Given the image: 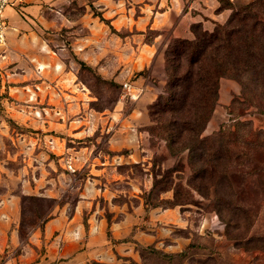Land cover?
<instances>
[{
  "label": "rangeland",
  "instance_id": "rangeland-1",
  "mask_svg": "<svg viewBox=\"0 0 264 264\" xmlns=\"http://www.w3.org/2000/svg\"><path fill=\"white\" fill-rule=\"evenodd\" d=\"M254 1L223 0L221 4L227 7L230 2L239 9ZM217 7V0H68L62 8L63 29L58 41L71 45L68 25L74 22L76 25L79 22L74 27H78L76 35L85 39L88 29L85 22L88 18L96 20L90 43L84 41L75 47L74 52L83 54L75 56L72 52L73 57L69 52L66 54L70 67L74 62L78 68L45 69L42 78L35 72L31 81L44 82L41 90L36 89L37 98L43 97L44 101L34 102L30 107L19 101L14 103L10 107L11 113L16 114L14 120L7 116L11 101L3 91L0 73V176L8 169L7 180L15 183L11 192L16 194L21 187L26 192L21 191L23 216L17 236L22 247L12 251L10 258H16L13 264L27 263L26 254L37 248L29 242L31 232L60 209L71 215L79 196L89 194L87 187L95 190L97 204L108 218L115 208L123 209V217L126 213L138 217L136 211L141 208L145 223L154 222V228H158L159 238L152 244L140 243L134 233L123 238V248L129 245L133 250L131 254H123L121 264H264L262 253L234 246L209 202L196 192H188L187 175L168 176L172 175L177 159L165 142L150 134L155 125L150 117V100L138 107L140 100L132 103L123 94L124 83L135 82L145 89L142 97L156 91L157 99L168 82L167 51L182 39L194 38L193 26H201L197 33L199 30L211 33L216 28L214 22L225 24L231 12H218ZM83 45L86 50L81 52L78 48ZM172 68L187 69L184 56L178 57ZM219 89V103L206 136L222 128L230 133L239 120L252 121V125L240 127V136L247 133L245 128L264 131V114L255 107L233 104L241 96L240 83L224 78ZM29 94L34 97V93ZM15 96L23 99L25 94L20 91ZM73 133H80L84 143L78 144ZM113 133H120L122 140L119 136L110 139ZM252 138L257 140L256 136ZM70 145L77 148L84 145L89 150L77 155L67 151ZM117 147L123 149V157L111 151ZM246 149L239 147V151ZM256 156L264 161V154ZM91 161L96 170L101 161L120 164L121 176L115 170L110 173L109 192L105 196L99 190L106 188L105 183L95 181L100 176H94L93 167H87ZM239 162L246 165L250 160ZM82 163L85 166L79 168ZM245 177L248 185L256 182L260 188L244 195L264 200V174ZM238 178L235 181L245 180ZM155 183L157 187L153 189ZM221 183L225 185V181ZM178 184L182 187L175 198L174 188ZM222 185L219 194L230 197V191ZM105 197H110L115 207ZM6 259L5 256L1 263Z\"/></svg>",
  "mask_w": 264,
  "mask_h": 264
},
{
  "label": "trees",
  "instance_id": "trees-1",
  "mask_svg": "<svg viewBox=\"0 0 264 264\" xmlns=\"http://www.w3.org/2000/svg\"><path fill=\"white\" fill-rule=\"evenodd\" d=\"M217 2L218 12H231L225 24L214 22L216 28L211 33L201 30L197 33L201 26H193L194 38L182 39L167 51L168 82L163 93L149 105L155 123L150 134L165 142L177 159L172 175L168 176L187 175L188 192H196L209 202L234 246L264 255V214L261 213L264 200L244 195L260 188L256 182L248 185L245 176L264 174V161L256 156L264 154L261 152L264 131L245 128L247 133L240 136V127L250 126L252 121L239 120L230 133L222 128L206 136L219 103L220 81L224 78L233 79L242 87L241 96L233 104L255 107L264 114V0H255L239 9L230 2L227 7L222 6L223 0ZM74 30L78 27L70 31ZM44 36L58 44L63 42L58 41L59 34L54 38L52 31H46ZM183 56L187 69H173V63ZM249 136H256L257 140ZM244 146L247 149L239 151ZM241 159L250 160L251 165L240 163ZM238 177L245 180L235 181L240 180ZM221 185L230 191V197L219 194ZM181 187L178 184L174 188L175 198Z\"/></svg>",
  "mask_w": 264,
  "mask_h": 264
},
{
  "label": "crops",
  "instance_id": "crops-1",
  "mask_svg": "<svg viewBox=\"0 0 264 264\" xmlns=\"http://www.w3.org/2000/svg\"><path fill=\"white\" fill-rule=\"evenodd\" d=\"M66 2L68 0H24L20 9L8 8L4 13L10 29L7 34V46L0 47V73L3 75V91L10 96L8 101L11 102L9 104L7 102L9 105L7 108L9 115L7 116L12 120L16 117V114L10 111L12 109L10 107H13L14 103L22 102L23 106L30 107L34 102L44 101L43 97L37 98L36 92V89H42L44 82L37 84L31 81L36 75L35 72L38 71L39 78H42V72L45 69L78 68L76 64L74 67V62H72L74 68L70 67L67 60L69 57H66V54L69 52L71 57H73V53L75 56L83 54L74 52L75 47L84 44V41L90 43L93 37L96 20L88 18L85 22V26L88 28L85 39H79L76 30L70 33L71 45L64 44V42L58 44L55 39L45 38L46 31H52L56 38L59 31L63 29L64 16L61 7ZM48 11H51L52 14H47ZM49 16L51 17L48 18ZM77 24L79 25V22ZM75 25L76 22L71 23L68 28L73 30ZM59 27L60 29H58ZM70 47L72 48L70 49ZM78 49L84 52L86 47L83 45ZM148 88L150 87L148 86ZM20 91L25 94L23 99L15 96V93ZM29 93H34V97ZM156 93L155 91L152 94H145L140 99L138 107H141L142 102L147 100H150L149 104H151L156 99ZM112 120L115 122V119ZM72 136L75 138L74 140H78V144L84 143L81 141L80 133H73ZM118 136L122 140L123 137L120 133L111 134L110 139L113 137L115 139ZM114 141L112 140V143ZM79 147L70 145L67 147V151H73L78 155L84 150H89L84 145H79ZM111 151L120 155L123 149L117 147L111 148ZM120 156L123 157V154ZM84 164L82 163L79 168H83ZM0 165L2 166V164ZM119 166L120 164L115 166L111 162L101 161L99 169L96 170L93 161L88 163V169L93 167V170L96 171L94 176H100L99 180L95 181L105 183L106 188L99 189L103 191V196H105V192H109L110 173L115 170L121 176L118 172ZM7 171L0 176V264L5 256L7 262L16 261L15 256L10 258L12 251L17 252L22 247V243L17 240L19 223L23 216L21 191L22 194H26L23 187L16 194L14 191L11 192L15 183L7 180L10 178ZM91 172L93 173V171ZM88 183L90 184L89 181ZM24 187H26L25 184ZM87 192L89 194L82 193L79 196V201L71 215L66 213V209H60L54 217L42 222L41 227L39 226L31 232L29 242L35 244L38 249L31 248V253L26 254V264H121L123 254H131L133 250L129 245V247L123 248V238L130 237L134 233V238L142 244H152L159 238L158 228H154V222L145 223L141 208L136 211L137 218L130 213H126V216L123 217L121 215L123 209L119 208L112 209L110 218H108V215L104 214L103 208H99L97 204L95 190L90 191L87 187ZM105 198L112 207H115L109 200L110 197ZM159 217L158 215L157 218L159 219ZM142 224L151 227L144 229Z\"/></svg>",
  "mask_w": 264,
  "mask_h": 264
},
{
  "label": "built area",
  "instance_id": "built-area-1",
  "mask_svg": "<svg viewBox=\"0 0 264 264\" xmlns=\"http://www.w3.org/2000/svg\"><path fill=\"white\" fill-rule=\"evenodd\" d=\"M24 3V0H0V47L7 46V34L10 29L9 22L5 18L4 13L8 8L18 9ZM145 89L138 87L135 82H127L123 85L124 98L128 99L130 102L134 103L140 100L144 94ZM69 169L73 170V167L68 163ZM2 205V203H1ZM1 264H12L10 262L4 261Z\"/></svg>",
  "mask_w": 264,
  "mask_h": 264
}]
</instances>
